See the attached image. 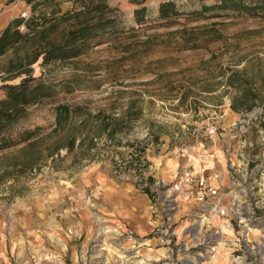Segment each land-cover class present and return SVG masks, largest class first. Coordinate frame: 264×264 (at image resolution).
I'll return each instance as SVG.
<instances>
[{
    "label": "rangeland",
    "instance_id": "obj_1",
    "mask_svg": "<svg viewBox=\"0 0 264 264\" xmlns=\"http://www.w3.org/2000/svg\"><path fill=\"white\" fill-rule=\"evenodd\" d=\"M107 1L116 8L118 35L71 60L33 63L28 87L38 84L39 94L47 96L19 125L39 126L40 134H46L55 122L54 106L67 103L90 112L102 110L121 128L111 137L89 131L79 148H61L52 157L45 155L46 150L63 137L61 133L24 150L19 145L0 151V220L34 219L38 216L34 208L39 207L42 222L39 237L20 242L15 249L8 246L9 263L234 264L236 228H224L223 242L210 251L200 245V225L190 212L187 224L180 225V207L169 223L158 214L151 232L143 237L128 224L102 218L91 195L98 184H86V167L100 162L99 168L107 167L117 183L132 182L142 190L129 160L141 158L149 182L144 149L151 140L172 133L179 138L177 143L181 141L177 146L191 142L198 132L192 122L213 108L211 104L223 102L226 91L234 93L223 85V70L242 72L260 87L264 20L219 8L202 11L218 0H173L182 15L166 26L158 19L163 0ZM141 5L146 7V18L137 23L134 9ZM70 7L69 1L60 4L62 11ZM29 14L30 5L24 0H0V30L12 18ZM184 40L198 46L185 47ZM15 57L12 50L0 56V98L3 83H17L25 76L8 79L6 68ZM49 218L51 223H44Z\"/></svg>",
    "mask_w": 264,
    "mask_h": 264
},
{
    "label": "trees",
    "instance_id": "obj_2",
    "mask_svg": "<svg viewBox=\"0 0 264 264\" xmlns=\"http://www.w3.org/2000/svg\"><path fill=\"white\" fill-rule=\"evenodd\" d=\"M24 1L30 5V14L12 18L0 30V56L8 50L16 55L6 68L10 75L8 79L25 75L17 83L1 85L4 96L0 98V151L19 145H23L21 149L24 150L44 137L61 133L63 137L55 140L46 150L45 155L52 157L61 148H79L89 131H94V136L106 134L111 137L120 130V122L102 110L90 112L79 104H56L53 108L55 122L46 134H40L39 126L26 128L19 124L32 108L44 103L47 96L39 94L38 84L28 87V82L33 79L29 75L30 66L38 60L42 64L71 60L87 53L96 45L112 41L119 33L116 8L107 0ZM62 1L71 2L70 9L62 11ZM130 1L140 3L138 0ZM215 8L264 20V0H218L210 6H203L202 11ZM145 13L144 5L134 9L137 23L145 22ZM180 15L182 13L173 0L159 3L158 19L165 21L166 26L172 25ZM21 27L25 30H21ZM189 41L184 40L183 45L188 48L198 46L195 42L189 44ZM18 49H22V54H18ZM224 73L223 85L234 92L230 98L231 109L250 110L258 103L264 105V76L258 87L242 72L230 69L223 70ZM262 122L261 126L264 128ZM93 138H89L88 143Z\"/></svg>",
    "mask_w": 264,
    "mask_h": 264
},
{
    "label": "built area",
    "instance_id": "obj_3",
    "mask_svg": "<svg viewBox=\"0 0 264 264\" xmlns=\"http://www.w3.org/2000/svg\"><path fill=\"white\" fill-rule=\"evenodd\" d=\"M264 105L257 104L250 110L237 111V120L231 131L235 142L227 158L229 176L228 206H224V194L210 186L202 175L196 174V161L209 159V151L201 140H194L176 147L181 164L171 172L168 184L155 182L159 189L161 210L157 212L166 223L172 221L182 202L194 205L190 211L194 223L200 228V245L210 251L223 242L224 228H236L234 264H264ZM205 135L216 133L213 124L206 126ZM132 167L136 185L142 190L150 187L143 176V161L134 160ZM217 218L216 224L202 222V218ZM172 233V232H171ZM198 233V234H199Z\"/></svg>",
    "mask_w": 264,
    "mask_h": 264
},
{
    "label": "crops",
    "instance_id": "obj_4",
    "mask_svg": "<svg viewBox=\"0 0 264 264\" xmlns=\"http://www.w3.org/2000/svg\"><path fill=\"white\" fill-rule=\"evenodd\" d=\"M230 91H226L224 101L211 104L205 115L193 121V129L197 134H192L193 138L188 141L201 140L202 145L209 151V159L196 161L194 171L202 175L207 183L224 194L222 203L228 206L229 200V176L227 158L231 147L235 142V134L231 131L233 124L237 120V111L231 109ZM231 94V93H230ZM204 114V113H203ZM209 124L216 127V133L211 137L206 136L205 129ZM262 124L264 125V119ZM264 131V128H263ZM172 133L154 138L144 149L147 160L146 176L149 180L150 188L138 190L131 184L132 182L117 183L108 174L107 167L99 168L100 162L91 163L86 167V184H98L91 192L93 198L97 199L94 206L102 211V218L111 219L113 222L130 225L140 236L148 235L156 221L158 207V192L154 187L155 182L168 184L171 181V172L182 162V158L176 153L179 138ZM183 144L186 141L182 142ZM264 180V173H263ZM31 210L30 206H24ZM36 214H40L39 207L34 208ZM194 209V205L182 202L177 213V220L180 225L188 222V214ZM111 214V215H110ZM17 217L10 222L0 220V264H10L7 255L8 246L15 249L20 242L29 238L40 236L41 218ZM207 220V221H206ZM51 219H44V223H51ZM206 221V222H204ZM217 218H202V222L216 224ZM36 227V230H35ZM9 243V245H8ZM12 250V249H11Z\"/></svg>",
    "mask_w": 264,
    "mask_h": 264
}]
</instances>
